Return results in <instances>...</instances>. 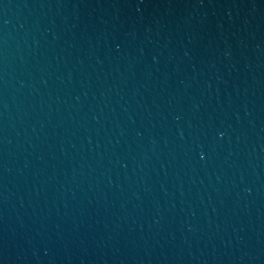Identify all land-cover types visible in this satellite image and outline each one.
I'll return each mask as SVG.
<instances>
[{
	"label": "water",
	"instance_id": "1",
	"mask_svg": "<svg viewBox=\"0 0 264 264\" xmlns=\"http://www.w3.org/2000/svg\"><path fill=\"white\" fill-rule=\"evenodd\" d=\"M0 264H264V0H0Z\"/></svg>",
	"mask_w": 264,
	"mask_h": 264
}]
</instances>
